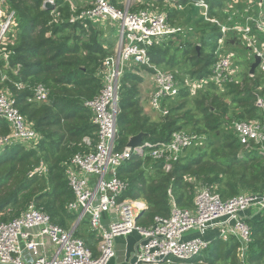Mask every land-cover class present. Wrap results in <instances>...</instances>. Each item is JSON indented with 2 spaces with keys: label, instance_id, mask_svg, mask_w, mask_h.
Segmentation results:
<instances>
[{
  "label": "built area",
  "instance_id": "2783aa9c",
  "mask_svg": "<svg viewBox=\"0 0 264 264\" xmlns=\"http://www.w3.org/2000/svg\"><path fill=\"white\" fill-rule=\"evenodd\" d=\"M47 2L54 6L49 25L62 23L55 0ZM183 2L201 9L202 19L219 28L214 61L209 74L203 78L186 74L180 80L174 73L151 64L149 48L185 33L183 27L172 26L165 12L156 7L147 5L134 12L117 8L112 0H90L77 11L73 10L74 14L66 20L86 32L103 30L105 26L119 29L116 52L107 53L96 73L101 88L92 100L84 103L91 114V124L96 128L95 138L84 137L79 144L82 150L63 164L65 180L73 195L66 210L75 216L74 224L67 230L54 225L46 213L30 203L17 218L0 223V264H108L116 259L115 240L133 233L138 234L139 241L131 264L185 262L210 247L211 242L202 237L207 229L215 228L219 232L218 239L238 241L237 258L244 264L251 230L243 214L264 216V182L258 193L241 192L227 200H222L209 188L197 187L190 209L179 208L170 196L168 216H155L148 226H141L136 217L147 210V205L141 200L124 198L129 185L117 176L121 165L134 156L159 162L168 173L186 150L202 147L206 141L203 134L179 130L167 142L143 141L134 148L126 145L119 148L117 116L125 74L150 71L149 109L163 118L168 114L163 101L182 90L193 98L208 86L223 92L227 85L241 86L245 74L253 78L249 75L253 58L250 64L243 62L239 55L243 50L260 59L256 70L261 80L255 90L256 115L251 120L231 118L226 129L245 149L256 150L264 157V0H228L221 9L222 20L208 15L209 5L205 0H169L167 4L183 10ZM16 28L15 13L6 8L5 0H0V60L5 68L10 55L7 50L9 36ZM104 48L107 47L104 45ZM237 48L238 53L234 50ZM8 81L6 76H1L0 121L6 124L9 132L0 137V155L15 145L37 151L43 137L35 130L33 122L19 112L15 96L5 84ZM12 84L17 91L29 89L28 103L36 106L48 103L49 90L44 85ZM33 175L46 176V165L41 162L30 174ZM82 224L99 239L96 256L84 240L76 236ZM191 233L193 236L188 237Z\"/></svg>",
  "mask_w": 264,
  "mask_h": 264
},
{
  "label": "trees",
  "instance_id": "16d2710c",
  "mask_svg": "<svg viewBox=\"0 0 264 264\" xmlns=\"http://www.w3.org/2000/svg\"><path fill=\"white\" fill-rule=\"evenodd\" d=\"M44 1L7 0L17 15L18 25L15 40L7 46L12 52L8 68L4 69L0 60V70L3 69L0 74L7 75L9 81L5 84L15 96L19 112L33 122L43 139L37 151L15 145L0 155V223L17 218L34 203L54 225L67 230L74 220V215L66 210L73 195L65 180L63 164L82 150L79 144L84 137L95 138L96 128L84 103L92 100L101 88L96 73L107 54L101 37L103 30L86 32L68 24L65 20L69 13L61 3L56 6L62 23L49 25L51 17L42 7ZM205 1L209 5L208 15L222 20L220 9L228 0ZM188 35L192 37L176 36L179 45L168 41L149 48L151 64L173 72L180 80L186 74L206 77L214 61L219 28L201 19L194 23ZM196 46L200 47L199 51ZM234 50L239 52L238 48ZM15 70L17 74H13ZM141 82L132 72L121 81L117 116L119 148L139 133L146 134L143 141L152 144L169 141L179 130L206 135L207 141L202 147L186 150L168 173L163 171L161 163L150 158L134 156L121 165L117 176L129 185L124 198L141 200L147 205L137 220L139 225L148 226L155 216H168L170 196L179 208H192L197 187L215 191L222 200L241 192L262 190L264 157L256 150L245 149L226 129L230 115L244 120L255 117V90L259 86L256 74L253 78L245 74L241 86L227 85L223 92L208 86L190 98L182 90L176 98L163 101L168 114L156 122L142 113L138 98ZM12 83L44 85L49 90L48 103L40 106L28 103L29 89L17 91ZM8 132L6 124L0 121V137ZM214 135L215 139L211 140ZM41 162L47 167V175L30 176ZM246 219L251 243L244 264H264V216ZM239 247L235 238L227 242L217 238L199 256L185 262L173 260L172 264H242L237 258Z\"/></svg>",
  "mask_w": 264,
  "mask_h": 264
},
{
  "label": "crops",
  "instance_id": "0c3cea01",
  "mask_svg": "<svg viewBox=\"0 0 264 264\" xmlns=\"http://www.w3.org/2000/svg\"><path fill=\"white\" fill-rule=\"evenodd\" d=\"M89 1L90 0H55L56 12L59 14V16L62 17L61 13L57 10V6H56V4L61 3L62 5L67 7V10L69 13L68 18H69L72 14H74L73 10L77 11L78 8H80L83 5L88 4ZM168 1L169 0H162V1H160V0H112L113 4L117 8H119V9L128 8L130 11H134V12H136L140 9L146 8L147 5L156 7L158 10L165 12V14L168 17V21L170 22V24L172 26L183 27L184 29L187 28L188 31H190V28L193 27L194 23L197 20H201L203 17V11L201 9H197V8L192 7V6L182 4V5H184L183 10H177V9L169 7V5L167 4ZM5 2H6V8L13 11L11 9L9 3L7 2V0H5ZM46 2H47V0H45L43 2L42 7L44 10H46L44 8V4ZM221 9H220V13H221ZM13 12L15 13V11H13ZM48 12L50 13L51 11H48ZM208 14H209V12H208ZM15 17H16V22H17L18 20H17L16 14H15ZM218 18L219 17H217V19ZM222 19H223V17H222ZM184 37L186 38V37H192V36L188 35V32H187V33H185ZM193 38H196V37H193ZM13 40H15V33L9 36V44ZM104 49L106 50V54L108 52L110 54L116 52L115 46H113V48L107 47ZM8 51L10 52V54L12 53L11 50H8ZM3 68L7 69L8 67L5 68V66H3ZM2 70L3 69H1L0 71H2ZM142 72H145L146 75L142 76L143 74L140 73L142 76L141 77L142 82L140 83L139 86H141V84H144V85H142L143 87L141 86V88L139 89V100H140L139 104H140V107L142 109L143 115L148 117L150 119V121L156 122L161 118L157 114H154L153 112L150 111L149 103H148V97H149V93L151 91V76L147 70L142 71ZM13 74H17V70L13 71ZM2 75L7 77L6 74L1 73L0 74V80H1ZM145 78H146V80H145ZM157 117H158V120L155 121L154 118H157ZM243 216L245 218L252 217V216H250L249 212H246L245 214H243ZM104 218H106V215H104ZM74 220H75V216H74ZM74 220H73L71 226L69 227V229H71V227L73 226ZM81 227H83V230L80 229ZM76 236L81 238V239L85 238L86 240H88L89 241V244H88L89 249L93 252V254L95 256L98 255L97 246H95L91 240L92 236L88 232L87 225H85V224L80 225L76 231ZM138 241H139V236L136 233H133V234H131L127 237H124V238L123 237L117 238L115 240L116 259L111 260L108 264H131L133 262V254L135 252Z\"/></svg>",
  "mask_w": 264,
  "mask_h": 264
},
{
  "label": "rangeland",
  "instance_id": "374dc122",
  "mask_svg": "<svg viewBox=\"0 0 264 264\" xmlns=\"http://www.w3.org/2000/svg\"><path fill=\"white\" fill-rule=\"evenodd\" d=\"M118 31H119V29H118L117 27H115V28H111L110 26H105V27L103 28V35H102L101 37H102V39L105 41V45H106V47L113 48V46H116V45H117L116 41H118ZM187 32H189V31H188L187 28H185V33H187ZM185 33H184V35H185ZM184 35H181V37H184ZM170 41L175 42L177 45H179V43H180L179 39L177 40L176 37H173ZM176 44H174V45H176ZM246 54L249 55V56H247ZM239 55H240L241 60H242L243 62H247V64H250V63L252 62L253 55L251 54V52L246 51V53H245L244 50H243L242 53L239 54ZM247 57H248V58H247ZM248 66H249V65H248ZM141 73L143 74L142 76L146 75L145 72H141ZM172 73H173V72H172ZM255 74H256V78L258 79L259 86H260V85H261L260 75H259V73H258L257 71H256ZM138 76H139L140 78L142 77L141 74H139ZM145 80H146V78H145ZM142 85H144V84H141V86H142ZM141 86H139V89L141 88ZM142 87H143V86H142ZM178 95H179V94L173 96V97L170 98V99H174V98H176ZM138 98H139V97H138ZM139 102H140V100H139ZM226 102H228V101H226ZM230 118H232V115H230ZM154 119H155V121H156V120H158V117H157V118H154ZM154 119H153V120H154ZM205 136H206V135H205ZM214 139H215V135H214L213 138H211V140H214ZM206 141H207V137H206ZM206 141H205V143H206ZM195 192H196V189H195ZM195 192H194V193H195ZM194 195H195V194H194ZM5 212H6V214H7V213L9 212V209L5 210ZM210 226H211V225H208L207 227H210ZM80 229L83 230V227H81ZM90 235H91V234H90ZM194 235H196V233H194ZM91 236H92L91 240H92L93 244H94L95 246H97V245H98V241H99L98 237H95V236H93V235H91ZM187 236H188V237L193 236V233L188 234ZM218 237H219V232H218V229L215 228V229H213V230H212V229H207V230L205 231V234L203 235L202 239H203L204 241L212 242V241L216 240ZM83 240H84L85 244H86L87 247H88L89 241L86 240L85 238H83ZM88 248H89V247H88Z\"/></svg>",
  "mask_w": 264,
  "mask_h": 264
},
{
  "label": "water",
  "instance_id": "95a60500",
  "mask_svg": "<svg viewBox=\"0 0 264 264\" xmlns=\"http://www.w3.org/2000/svg\"><path fill=\"white\" fill-rule=\"evenodd\" d=\"M44 8L47 10V11H53L54 10V6H52L49 2H46L44 4ZM199 46H196V50L199 51ZM259 57L257 55H255L253 57V62L250 64L249 66V75H252L254 76V74L256 73V70L258 68V65H259ZM146 136V134L144 133H139L137 134L136 136H132L128 139L127 143H126V146L129 147V148H134V147H137L139 146L142 142H143V139L144 137ZM144 211H141L137 217H136V220H138V218L141 216V214L143 213Z\"/></svg>",
  "mask_w": 264,
  "mask_h": 264
}]
</instances>
